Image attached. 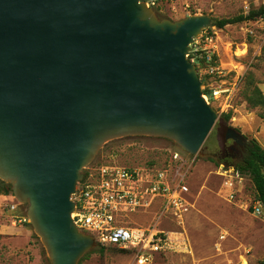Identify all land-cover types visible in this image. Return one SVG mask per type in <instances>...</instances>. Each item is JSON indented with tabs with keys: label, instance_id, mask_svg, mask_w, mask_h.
<instances>
[{
	"label": "water",
	"instance_id": "1",
	"mask_svg": "<svg viewBox=\"0 0 264 264\" xmlns=\"http://www.w3.org/2000/svg\"><path fill=\"white\" fill-rule=\"evenodd\" d=\"M212 25L207 13L160 18L145 0H0V179L51 264L97 244L71 197L106 142L162 136L199 152L219 113L189 53Z\"/></svg>",
	"mask_w": 264,
	"mask_h": 264
},
{
	"label": "rangeland",
	"instance_id": "2",
	"mask_svg": "<svg viewBox=\"0 0 264 264\" xmlns=\"http://www.w3.org/2000/svg\"><path fill=\"white\" fill-rule=\"evenodd\" d=\"M261 5H264V0H167L153 6V9L160 18L176 20L199 13L211 14L214 18L230 17ZM207 34L213 35V41L206 44V50L217 56L215 63H205L196 58L191 60L198 67L200 76H207L202 87L212 91V98L205 96L219 117L199 152L190 155L195 157V166L187 182L194 205L185 224L182 227L164 218L159 226L167 231L184 230L190 250L156 254L148 264H261L264 256V212L257 215L246 208V204L256 198L251 177L243 174L237 198L230 201L222 189L219 173L222 164H233L226 163L225 159L231 158L228 155L235 152L225 139L227 123L220 118L223 112H232L229 124L239 128L248 139L255 135L264 144V120L257 115L253 118L260 108L250 107L243 97L244 76L248 72L252 71L259 82H264V18L227 24L224 28L212 25L195 38L198 42L196 46L192 45L194 50H204ZM261 86L264 89V85ZM216 89L218 94L213 93ZM248 123L250 126L245 128ZM169 150L189 153L166 137L124 136L106 142L87 166L97 168L105 163L161 166L169 159ZM237 153L239 158L243 154L242 150ZM27 208L28 204L21 203L16 211L0 207V264L50 263L45 246L32 224L26 221L12 225L10 222L13 215L26 214ZM157 213L158 209L153 207L128 220L133 225L147 226L156 222ZM221 233H225L224 238H221ZM94 248L81 259L80 264H137L130 251L105 246L101 256Z\"/></svg>",
	"mask_w": 264,
	"mask_h": 264
},
{
	"label": "built area",
	"instance_id": "3",
	"mask_svg": "<svg viewBox=\"0 0 264 264\" xmlns=\"http://www.w3.org/2000/svg\"><path fill=\"white\" fill-rule=\"evenodd\" d=\"M164 1L167 0H145L151 7ZM205 36L204 50L211 59L206 44L213 41V35ZM213 93L218 94L217 89ZM204 97L207 99L205 94ZM169 155L161 166L146 163L86 166V173L71 197L75 202L72 217L79 229L92 235L101 245L132 252L137 264L151 263L156 254L190 250L184 230L167 231L159 227L164 218L183 227L194 205L187 179L195 166V157L177 150H169ZM219 173L227 199L234 201L244 179L243 173L233 164H222ZM0 197L2 210L20 209V202L13 192L0 193ZM153 207L158 209L156 222L147 226L130 223V217ZM246 208L260 215L264 212V203L256 197L246 204ZM9 219L12 225L29 221L26 214L20 213ZM224 237L225 233H221V238Z\"/></svg>",
	"mask_w": 264,
	"mask_h": 264
},
{
	"label": "trees",
	"instance_id": "4",
	"mask_svg": "<svg viewBox=\"0 0 264 264\" xmlns=\"http://www.w3.org/2000/svg\"><path fill=\"white\" fill-rule=\"evenodd\" d=\"M256 18H264V5H261L256 9H251L247 13H239L237 15L230 17H221V18L212 17L213 25L218 28H224L227 24L239 23L245 20L256 19ZM210 29L211 28H209V30ZM204 51L205 50L192 49V51H190L189 53V58L190 59L196 58L199 61L214 64L217 56L215 54H212L211 59H208V55L206 52L204 53ZM201 52H203L204 54L201 55ZM244 77L246 80V85L243 89V97L247 101L250 107L260 108L258 114L260 117L264 118V92L259 86V81L255 78V75L252 71L248 72L247 75ZM203 93L206 94L209 98H212V91L209 88L205 87L203 89ZM231 117H232L231 111L223 112L220 117L223 121L227 123L226 126L227 128L233 129L237 132L235 137L230 135V136H225V139L231 149H235L236 151L242 150L243 154L238 160H234L231 157V158H226L225 161L226 163L227 162L233 163V165H235L243 174L246 173L251 177L254 186L256 188V197L262 200V202L264 203V147L255 137L248 139L247 136L244 135L239 128L229 124V120L231 119ZM85 173H86V169L83 171L82 175L84 176ZM10 192H12L11 184L6 183L5 181L0 179V193H10ZM94 250L97 251L102 256L105 250V246L98 243V247L94 248ZM119 250L128 251L125 249L123 250L119 249ZM88 252H86L80 258L78 264H80L81 259L84 256H86ZM49 264H51V262ZM261 264H264V256Z\"/></svg>",
	"mask_w": 264,
	"mask_h": 264
},
{
	"label": "crops",
	"instance_id": "5",
	"mask_svg": "<svg viewBox=\"0 0 264 264\" xmlns=\"http://www.w3.org/2000/svg\"><path fill=\"white\" fill-rule=\"evenodd\" d=\"M261 85H264V82H259V86L262 89V91L264 92V89L262 88ZM255 115L259 116L258 113H255V114H253V118H254ZM253 118H252V120H253ZM262 119L264 120V118H262ZM245 126H246L245 128L249 127L250 126V123L246 124ZM253 137H255L260 142V144L264 147V144L255 135H253ZM20 214L24 215L23 213H20Z\"/></svg>",
	"mask_w": 264,
	"mask_h": 264
},
{
	"label": "flooded vegetation",
	"instance_id": "6",
	"mask_svg": "<svg viewBox=\"0 0 264 264\" xmlns=\"http://www.w3.org/2000/svg\"><path fill=\"white\" fill-rule=\"evenodd\" d=\"M228 156H230V157H232V158H234V159H236V160L239 159V157H238V153H237L236 150H235V152H233L232 154H230V155H228Z\"/></svg>",
	"mask_w": 264,
	"mask_h": 264
},
{
	"label": "clouds",
	"instance_id": "7",
	"mask_svg": "<svg viewBox=\"0 0 264 264\" xmlns=\"http://www.w3.org/2000/svg\"><path fill=\"white\" fill-rule=\"evenodd\" d=\"M209 102V101H208Z\"/></svg>",
	"mask_w": 264,
	"mask_h": 264
}]
</instances>
